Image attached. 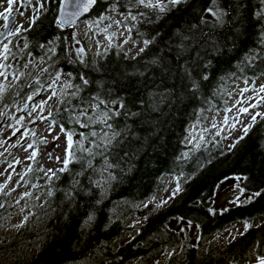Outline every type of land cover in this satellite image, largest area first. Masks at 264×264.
I'll list each match as a JSON object with an SVG mask.
<instances>
[{"label":"trees","instance_id":"16d2710c","mask_svg":"<svg viewBox=\"0 0 264 264\" xmlns=\"http://www.w3.org/2000/svg\"><path fill=\"white\" fill-rule=\"evenodd\" d=\"M59 2L47 0L48 8L13 43L23 49L20 45L27 39L28 48L18 52L22 61L46 59L48 48L55 49L50 66L69 74V82L81 85L76 97L66 95L75 89L61 91L52 116L48 117L60 130L63 124L66 131L73 132V141H82L80 132L109 131L102 124L82 128L68 119L72 107H78L82 99L84 107H89L88 98L96 94L116 100L115 105H109L113 109L119 108L120 103L125 105L110 121L121 133L107 153L115 179L97 189L89 177L96 178L99 173L94 176L91 171L78 177L79 185L71 180L69 172L58 173L59 179L51 182L44 178L41 199L28 203L25 216L32 215L19 229L9 223L13 207L0 208V264H126L130 260L144 264L143 258L177 245H181L179 254L185 264H223L230 251L231 264L242 262L245 245L253 241L264 243V221L250 225L218 256L200 257V237L233 221L264 215V119L257 117L255 124L251 122L248 133L243 132L232 148L219 141L195 148L185 140L188 126L203 111L225 106L230 85L264 75V3L217 0L228 13L223 25L205 11L212 6L211 0H182L158 18L141 6L138 10L148 15L131 19L130 32L135 39L150 43L143 52L129 56L115 44L94 55L75 27L64 28L58 22ZM111 10L130 16L129 11L136 14L137 7L133 0H97L84 18L100 24ZM193 36L197 42L190 44V50L178 60L182 39ZM41 44L45 47L40 48ZM77 48L84 49L83 54L78 55ZM28 52L33 55L29 57ZM185 62L192 71L191 79L177 71V66ZM81 77L90 83L83 85ZM28 85L24 79V93ZM19 90L9 89V93ZM7 102L13 103L11 98ZM8 109L0 104V110ZM133 112L138 115L132 116ZM62 133L67 146L66 134ZM241 136L243 139L236 143ZM76 156L77 160L69 165L71 172L81 171L78 149ZM93 164L99 169L104 159L96 156ZM176 173L182 175L181 191L168 207L155 210L152 204L137 206L164 185L165 175ZM228 178L245 189L244 196L217 208L214 197ZM70 184L78 190L73 200L65 198ZM49 188L53 190L51 197L46 195ZM257 192L259 196L254 195ZM89 213L94 220L82 228ZM131 214L144 219L136 225L130 239L117 244L116 240L129 229L125 219ZM189 221L197 229L194 240L186 232Z\"/></svg>","mask_w":264,"mask_h":264},{"label":"rangeland","instance_id":"374dc122","mask_svg":"<svg viewBox=\"0 0 264 264\" xmlns=\"http://www.w3.org/2000/svg\"><path fill=\"white\" fill-rule=\"evenodd\" d=\"M40 3L43 4V9L38 13L34 11V9L39 7L36 0H24L23 7L19 2L14 4L12 15L16 14V24H22L24 29H28L32 17L37 16L48 8L47 0H40ZM6 7L7 2L3 0V3H0V11H3ZM20 12H23L24 15H19ZM130 20V16H127L125 13L111 10L108 13L107 19L105 21L101 20L100 24H93V22L83 17L76 21L71 28L75 27L76 32L85 40L87 47L94 55L106 49L111 44H115L129 56H133L145 45L142 40L135 39L133 34H131ZM4 23L3 17H0V31L3 30ZM16 38L19 40L18 37H13L11 39L15 41ZM22 46L23 45H20L21 48ZM49 49L50 48L47 50L49 52L48 58L44 59L43 62L41 61V57L31 58L36 67H30L22 71L26 72L25 79H27L28 84L38 77L40 85L46 89L41 95L34 97L33 101L28 102L29 104L47 100L52 92V90L47 89V85L51 83L55 73L60 72L61 80L54 85L57 96L48 100L47 104L44 106V112H40L39 109H37V111L33 113V117L37 118L34 123H31L29 122L31 118L27 116L28 110L22 113L16 112V107H23V104L26 102V95L30 93V88H28L24 96L16 101L15 106L10 107L4 117H0V141L3 142L0 143V153H3V155H0V173H2V175H0V184H5V182H7L5 188L0 190V204L13 207V212L9 220L10 225L19 224L28 212V203L35 200L36 196H39L44 182V171H41V169L47 170L49 168L55 169L62 167L61 161H58L56 157L63 158L66 148V139L59 126L53 123L48 118L47 114L56 107L59 93L65 90L61 89V84L69 82L70 76L58 68H52L50 66V61L54 56ZM40 67L49 68L51 76L41 73L39 71ZM27 73H31V75L29 76ZM261 85H264V75L241 80L230 85L229 95L225 99V106L221 109L203 111L201 117L188 126V135L185 141L189 143V140H191L192 143H190V145L195 148L205 146L213 141H219L224 147L232 145V143L243 134L244 126L251 123V115L257 112L264 113V103H259L256 108H249L248 113L239 112L241 107H248L250 104L257 103L258 100L264 98V92L259 91ZM226 109H231V111H226ZM21 115L25 116L24 121H22L21 124H16V119ZM96 115H100V113H96ZM39 116H46L47 119L41 120L38 118ZM225 117L228 118L227 124L224 123ZM8 124H11L13 127L8 128ZM213 124L216 125L215 128L212 127ZM233 124H235V127H232ZM16 128L20 129V131L13 136V129ZM25 129L29 131V134L21 139V135ZM205 129H207V131H205ZM217 132H219V135H217ZM32 133H35V135H32ZM18 140L19 144H17ZM29 143L33 144V148L37 151V157L34 161L26 158L33 150L29 149L28 152H25L24 149L27 148V144ZM11 145H16V147H11ZM5 149L8 150L5 151ZM17 160L20 161V163H16ZM29 164L32 166V171H27V166ZM9 165H11V167H9ZM23 173L27 174L24 176V180L21 181L20 176ZM9 175H11V179H9ZM181 177L182 175L180 173L165 175L164 185L140 201L137 206L142 207L147 204H152L155 210L168 207L175 196H173V191L176 189L177 184H179L181 188V181L179 180ZM17 181H20V183H17ZM24 181L27 182L25 183ZM33 184L38 187L32 188ZM236 185L235 180L231 178L223 181L214 197V206L223 208L233 203L237 196H244V194L239 192ZM12 189L15 190L12 191ZM26 191H31L33 197L20 199L21 194ZM5 192L8 194L5 195ZM17 200L20 201L18 204L16 203ZM162 201H167V203L162 204ZM21 209H23V211H21ZM143 219L144 218L137 214L129 215L125 220V224L129 226V229L124 232L123 236L116 240V243L121 244L130 239L136 232V225L140 224ZM263 221L264 215H258L247 220L233 221L220 230H215L208 235L200 237L202 244L200 257L208 255L218 256L222 254L244 233L245 222L249 225H256ZM186 232L190 235V240H194V237L197 235V229L191 224L186 225ZM241 246L242 244L237 245L233 251L238 250ZM244 247L245 250L242 253L243 260L239 264L255 261L256 256H264V243L259 245L257 242L253 241ZM180 250L181 245L164 248L148 259L143 258L142 261L144 264H185L182 254H179ZM169 253H172V255H169ZM173 255L176 256L173 260L169 261ZM232 258L233 252L230 251L224 257L223 264H231ZM137 261L138 260H130L126 264H136Z\"/></svg>","mask_w":264,"mask_h":264},{"label":"snow or ice","instance_id":"6c2138e0","mask_svg":"<svg viewBox=\"0 0 264 264\" xmlns=\"http://www.w3.org/2000/svg\"><path fill=\"white\" fill-rule=\"evenodd\" d=\"M7 7L3 9V11H0V17H3V20L5 21L3 25V31H0V104L3 105V109H8L10 107L15 106V100L17 97H21L24 93V88L22 85L24 84V79L26 77V72L22 71L21 69L27 70L30 67H36L34 65L33 60L29 59L26 61H22L21 57L18 55V52H22L23 49L28 48V42L25 38V42L23 44V49H19L18 45L14 44L12 39L13 37H18L21 35L22 32L30 30L31 26L34 24L36 16H33L31 21L29 22V29H24L22 24H16L15 17L12 15L14 11V4L20 3L23 7L24 0H6ZM97 2V0H60V7L63 11L67 8L69 3L73 4L74 11L72 12H65V18L61 19L59 23L61 26L65 24H71L74 22L75 18L80 15V13L88 11V8L90 5H93ZM182 2V0H133V5L137 7L136 14H132L131 11H129L128 15H130L131 19L133 21H136L137 19H142L146 15H148L147 12H141L139 11V7H143L145 9L151 10L152 14L156 15L157 18L163 14L169 7L178 5ZM262 3H264V0H261ZM0 3H3V0H0ZM36 3L39 5L38 8L34 9L37 13L43 9V4L40 3V0H36ZM210 7L206 8L205 11L211 14L215 18V22L217 24L223 25L225 23L224 17L228 14L227 10L222 8L218 3L217 0H211ZM264 14V13H262ZM19 15H24L23 12H20ZM101 19H104V17H101ZM119 23V22H117ZM110 39V38H109ZM197 42V39L193 37H184L178 46L179 52L177 59L179 60L185 52L190 50V44H195ZM51 43V42H49ZM79 43V41H77ZM144 45L147 46L150 41L145 39L143 41ZM45 45L41 44L40 48H44ZM194 50V49H192ZM51 53L54 54L55 49H49ZM141 52L144 51V48L140 49ZM76 52L78 55L83 54L84 49L77 48ZM27 55L31 57L33 55L32 52H28ZM199 56V53H197V57ZM41 61H44V57H41ZM153 63H157V61H153ZM39 71L44 74H48L51 76V73L49 72V68L47 67H40ZM166 71H171L170 69ZM177 71L181 72L183 77H188L191 79L192 77V71L189 68L188 64L185 62L184 64H179L177 66ZM27 75H31V73H27ZM204 79H207V76L204 77ZM61 80V73L56 72L54 78H52L51 83L47 85V89L52 90L51 95L48 96L47 100H41L39 103H32L29 104L28 102L33 101L34 97L41 95L46 89L42 85H40V80L37 77L35 80H33L28 87L30 88V93L26 95V102L23 104V107H16V112H25L27 111V116L31 119L29 122L34 123L35 119L37 117H33V113L39 109L40 112H44V106L47 104L48 100H51L53 97L57 96V92L54 90V85H56ZM82 84L88 85L90 82L81 77ZM193 88H196L197 85L195 81H192ZM16 88H20L19 91H13L12 93H9V89L15 90ZM81 85H74L71 82H65L61 84V89H75L74 91L67 92L66 95L76 97L78 92L80 91ZM246 90V89H245ZM260 92H264V85L260 86L259 89ZM169 93H165L163 95H168ZM155 95V94H152ZM12 99L13 103L9 104L7 101L9 99ZM88 104L89 107H84V100H81V103L78 107L73 106L71 109V114L69 115L68 119L71 122H74L75 124L79 125L82 128L89 127L90 124H102L105 129L109 130L111 134H109V131H104L101 134H98L95 131H91L90 133H84L80 132L79 135L82 137V141H86L87 143H83L82 141H73V132L66 131L63 124H61V132H64L67 137V146L64 150V156L56 157L58 161H61L62 167L58 169H47L41 171H44V178L51 182L55 179H59L58 173H64L69 172L71 176V180L76 184H80V180L78 177L84 176L87 172L91 171L93 172L94 176H96L97 173H99L96 178L89 177L90 184L95 188H100L102 184L109 183L111 180L115 179V176L112 174V168L114 167L108 160V150L112 146L113 141L116 140L117 137L121 135L119 131H116L113 124L110 122L112 119V116L119 115V108H123L125 105L123 103L119 104V108L113 109L109 107V105H115L117 103L116 100H112L109 98H101L100 94H96L94 96H91L88 98ZM63 103V101H62ZM143 103V102H142ZM259 103H264V98L257 101V103L250 104L248 107H241L239 109L240 113H248L249 108H256ZM103 106V107H102ZM30 109V110H29ZM68 111V109H65ZM226 111H231V109H226ZM99 112L100 115H92V113ZM6 111L0 110V117H4L6 115ZM48 117L52 116V112H48ZM132 116L138 115V113L133 112L131 113ZM257 117H260L261 119H264V113L257 112L253 115H251V122L252 124H255L257 121ZM41 120H46V116H39L38 117ZM83 118V120L81 119ZM25 116L21 115L19 118L16 119V124H21L22 121H24ZM228 118L225 117L224 123L227 124ZM238 122V121H237ZM252 124L245 125L243 128V131L245 135L248 133L250 127ZM8 128H12L13 126L11 124L7 125ZM213 128L216 127L215 124L212 125ZM232 127H235V124L232 125ZM20 129L16 128L13 129L12 135L15 136L17 132H19ZM207 131V129H205ZM29 131L27 129L24 130V132L21 135V139H23L24 136L28 135ZM32 135H35V133H32ZM217 135H219V132H217ZM240 139H243V136H241L236 143L239 142ZM46 142V141H42ZM0 143H3L0 141ZM189 143H192L191 140H189ZM17 144H19V140L17 141ZM11 147H16V145H11ZM230 148L235 147V143L233 145L229 146ZM29 149H33L26 158L28 160L34 161L37 157V151L33 148V144L29 143L27 144V148H25V152H28ZM76 149L79 150L80 156L78 158V162L80 163L81 171L79 172H71L69 169V165L77 160L76 156ZM8 149H5L7 151ZM0 155H3V153H0ZM51 156V154H50ZM96 156H101L104 159V165L97 169L95 168L93 164V160ZM16 163H20V161H16ZM11 167V165H9ZM27 171H32V166L29 164L27 166ZM108 173L107 176H104L103 173ZM27 173H23L20 176L21 181L24 180V176ZM2 175V173H0ZM9 179H11V175H9ZM237 180L240 179V177H236ZM25 183L27 181H24ZM7 182L5 184H0V190H3L5 188ZM17 183H20V181H17ZM38 187L37 185L33 184L32 188ZM239 192L241 194L244 193L245 189L239 187V185H236ZM15 189H12L14 191ZM77 188L73 187L72 184L69 185V188L65 191V198L67 200H73L75 195L77 194ZM179 191H181L180 185L177 184L176 189L173 191V196L176 195ZM8 193L5 192V195ZM46 195L51 197L53 195V190L49 188L46 192ZM254 195L259 196L260 193L257 192ZM25 197H33V193L31 191H26L21 194L20 199H24ZM36 200H40L41 197L36 196ZM248 199H251L249 197ZM240 197H236V201H239ZM20 201L17 200L16 203L18 204ZM246 202V201H245ZM99 203V201H97ZM162 204L167 203V201H162ZM159 206V205H158ZM5 207L4 204H0V208ZM43 207V205H41ZM23 211V209H21ZM209 211H213L212 209H209ZM32 213H29L28 216H25L23 220L20 222V224L13 225V227L19 229L24 226V224L28 221L29 216H31ZM94 220V215L92 213H89L84 220V223L82 225L83 227L90 226L91 223ZM189 224L191 222L189 221ZM197 227H199L197 225ZM250 227V225L245 222V230ZM183 231V229H181ZM169 255H172V253H169ZM256 264H264V256H256Z\"/></svg>","mask_w":264,"mask_h":264},{"label":"water","instance_id":"95a60500","mask_svg":"<svg viewBox=\"0 0 264 264\" xmlns=\"http://www.w3.org/2000/svg\"><path fill=\"white\" fill-rule=\"evenodd\" d=\"M91 6H92V5L89 6L88 11H86V12H83V11H82V12L80 13V15H79L78 17L75 18V20H74L73 23H71V24H65V25H63V27H64V28H68V27H70L72 24H74L76 21H78L80 18H82L84 15H86V14L89 12ZM74 10H75V9H74V7H73V4H72V3H69L68 6H67V8L64 9V10L62 11V10H61V7H60V2H59L58 12H57L58 22H59L61 19L65 18V12H72V11H74ZM13 16L16 18V14H13ZM3 30H4V29H3ZM3 30H2V31H3ZM244 264H256V260H255V261H250V262H247V263H244Z\"/></svg>","mask_w":264,"mask_h":264}]
</instances>
